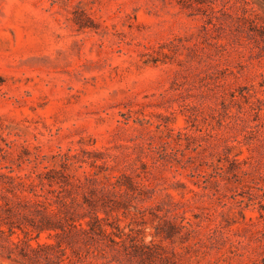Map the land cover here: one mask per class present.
<instances>
[{"label":"rangeland","instance_id":"374dc122","mask_svg":"<svg viewBox=\"0 0 264 264\" xmlns=\"http://www.w3.org/2000/svg\"><path fill=\"white\" fill-rule=\"evenodd\" d=\"M67 256L264 264V0H0V264Z\"/></svg>","mask_w":264,"mask_h":264},{"label":"trees","instance_id":"16d2710c","mask_svg":"<svg viewBox=\"0 0 264 264\" xmlns=\"http://www.w3.org/2000/svg\"><path fill=\"white\" fill-rule=\"evenodd\" d=\"M181 1L185 3L188 0H181ZM81 228L83 229L82 226H81ZM53 247H54L53 244H39L38 247H37V249L35 248L34 250L36 251V254H39V252L41 250H43V249H50V248H53ZM64 260H65V258H64ZM67 260H68V264H70V263H74L75 264V260H73V258L67 256ZM64 264H67V263L64 261Z\"/></svg>","mask_w":264,"mask_h":264}]
</instances>
